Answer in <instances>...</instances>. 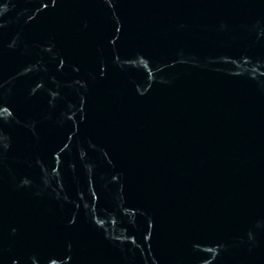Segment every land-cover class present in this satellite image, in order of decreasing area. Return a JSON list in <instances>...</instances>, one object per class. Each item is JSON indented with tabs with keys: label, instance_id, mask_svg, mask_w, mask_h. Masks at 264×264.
<instances>
[{
	"label": "water",
	"instance_id": "1",
	"mask_svg": "<svg viewBox=\"0 0 264 264\" xmlns=\"http://www.w3.org/2000/svg\"><path fill=\"white\" fill-rule=\"evenodd\" d=\"M0 264H264V0H0Z\"/></svg>",
	"mask_w": 264,
	"mask_h": 264
}]
</instances>
